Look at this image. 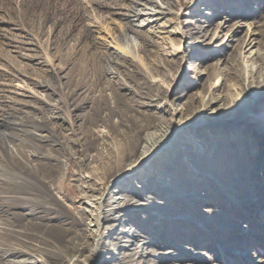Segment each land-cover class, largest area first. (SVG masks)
<instances>
[{
    "label": "rangeland",
    "instance_id": "1",
    "mask_svg": "<svg viewBox=\"0 0 264 264\" xmlns=\"http://www.w3.org/2000/svg\"><path fill=\"white\" fill-rule=\"evenodd\" d=\"M162 11L168 28L152 24ZM256 62L264 65V0H0V264H48L24 225L50 210L60 212L54 225L70 222L76 207L94 213L87 199L73 203L84 180L105 174L117 144L146 124L141 137L153 133L154 142L170 132L156 169L137 179L159 196L146 189L140 211L103 222L111 233L104 264H264V153L222 158L224 180L208 169L219 165L213 151H224V139L264 150V99L232 127L195 128L229 117L242 90L264 83ZM36 165L34 177L23 171ZM50 169L64 203L44 211L23 202L41 197L21 194V182L37 183ZM93 180L106 198L116 183ZM96 238L89 233V246Z\"/></svg>",
    "mask_w": 264,
    "mask_h": 264
},
{
    "label": "bare ground",
    "instance_id": "2",
    "mask_svg": "<svg viewBox=\"0 0 264 264\" xmlns=\"http://www.w3.org/2000/svg\"><path fill=\"white\" fill-rule=\"evenodd\" d=\"M154 15L158 16L159 19L155 20L153 23L148 22L149 24L150 23L154 24L160 22L161 20H164V23L161 24L159 27L162 29L164 27L168 28L169 20L165 18V16L168 15L167 13L162 11L159 13H155ZM142 26L144 27L143 24ZM255 36H257V34L253 35V37ZM253 44L254 41L249 40V42L247 43L248 48L254 47L255 45ZM119 52H121V50ZM169 53L171 55H174L173 51H170ZM122 54L124 56V53ZM257 58L259 59V57ZM256 63H257V67L259 68L258 71L259 72L261 71L262 74L261 76L264 78V67H263L264 65L261 64L259 66V62ZM233 77L238 78V75L234 73ZM252 85L253 86H251L250 88H252V90L254 89L253 91L255 95L254 93H250L249 90L246 91L242 90L241 94L243 95V98L239 97L238 99L232 100L231 106H229L226 109L230 111L229 117L221 118L220 116H218V119H215L216 123H214L213 126H210V124L208 123L206 125L205 121L202 120L200 121V123L196 124L195 128L203 132H205L206 130L218 132V131H222L223 128L225 129V127L227 126L232 127L238 124L240 122V118H239L240 113L241 114L243 113V115H245L244 118H250L251 117L250 111L252 109H254L255 111V109L261 106V104L259 103L258 105H256L257 100L259 98H261V101L264 99V83L253 82ZM250 98L255 99V103L252 106L249 103ZM148 127L149 125L147 124L145 126L136 125L132 131V134H130L125 140L117 144L115 153H111L110 156L113 157L111 158L112 160L108 163V165H105L106 167V170L104 171L105 174L101 175L102 177L101 176L98 177L96 175L98 173L96 172V174L92 173L91 176L89 177V179H93V178L95 179L93 181H96V186L97 185L104 186L111 176H114L116 178L114 189L110 192V194H108L107 198L106 195L102 197V194L100 193L101 191L94 189L93 184L88 183L89 179L87 181L84 180L86 186L80 189L81 195L76 199L75 202L73 201V203L74 204L77 203L81 204V202L85 203V200L87 199L89 200L88 201L89 203L87 202V205L88 207L94 209V213H91V211L87 210L86 208L76 207L75 210H77V214L76 215L74 214V218L70 222H68L65 225H54L51 223L53 221L56 222L59 220L60 212L56 213V215L52 217L50 210L47 211L48 214L47 216L41 217V221L39 223L34 224L35 226L32 224L24 225L26 227L24 228V230L31 231L30 237L32 238V240L34 239V241H36L38 244H43L45 246V247L36 246L35 252L41 253L43 258L44 259L46 258L45 260L46 263L48 264L107 263L108 250L105 247H107L108 244L107 242H105V240L107 239V237L111 235V233L108 227H107L108 231H101L100 228L103 222L104 224L105 223L111 224V222L118 221L122 214H124L123 216H126L129 214L131 215V213L133 212L140 211V209L142 208V199L144 196L143 192L146 189H148V191L152 192L154 195L156 194L157 196H159V194L155 192V189L153 187L147 185L144 182H140V185H138L137 183L139 182L138 181L140 179L139 177L143 176L144 175L143 173H145V171L156 169L155 165L156 163H159L160 156L164 153L165 154L167 153L168 148L166 146L169 145V141L167 140H168V136L170 135V132L168 133V131L160 130L162 132V135H160V139L158 141L154 142L153 140L155 139V137L153 133H148L144 138L141 137L142 136L141 133L143 132L144 128H148ZM108 135H110V133L106 132L103 133L102 137L104 138ZM262 135L264 139V133ZM177 139L178 136H176L174 140L170 141V143L176 142ZM143 141L145 145L143 147L141 146L142 150L139 155V153H137L138 147L140 144H143ZM223 141H225L224 151L223 152H217L216 150L213 151L214 153H220L218 155V158L220 159L219 165H217L216 167L208 166V169H210L211 172L217 174H219L220 172L221 180H224L226 175L221 167L224 165L223 159L227 161L228 159L236 157L241 153H246L247 157L253 154L254 159H259L260 155L264 153V150H258V149L256 150L255 147H252V149H248L247 147L240 148V147H236L235 144H231V143L227 144L228 142H226V139H224ZM205 142H208V140L205 139ZM232 149L234 150L235 154L229 155L228 153H234ZM11 158L15 162H17L16 155L12 154ZM48 159L57 161L56 156L53 155H50ZM206 159H211V156L207 157ZM127 161L130 162L126 163ZM40 170L41 168H39V166L37 165L31 169L28 167L27 168L23 167V171L26 172L28 176H32V177H34V174L39 173ZM146 177L148 179H151L152 181L154 180L153 176H146ZM96 178H98L100 181H97ZM171 178L173 177L171 176ZM141 179L143 178L141 177ZM57 181H58L57 177L54 176L53 171L50 169V171L44 172L43 177H40L37 183H32L30 181L21 182V194H23L26 190H32L35 191L39 197H41L40 200H35V199L34 200L21 199V200L26 204L34 203L35 205H37L38 208L44 209V211H46L47 208L46 204H48L49 202H53L54 204H57V202L64 203V201L61 198L57 199V194L53 193V191H57V192L62 191L60 186L61 183L60 182L58 183ZM143 181L145 180L143 179ZM131 182H133L132 185L130 184V186L126 188L125 185ZM262 184L263 183L261 184L259 183L256 185H262ZM187 188H189V186ZM71 192L73 193V190ZM88 192L96 193L99 194L100 196L95 197L94 199L93 196H89ZM62 194L64 195V193ZM46 197H49L50 201L49 199H46ZM92 198L93 201H91ZM184 198H188L190 200L196 199L195 197L190 198L189 196L188 197L185 196ZM247 201L249 202V200H246L245 202ZM110 213H117L120 215L108 218ZM39 214L40 213H32L31 215L37 216ZM32 226H34V228ZM83 226L84 228H81ZM90 232L96 233L97 238L95 240L94 245L91 244L89 246L87 238L89 237ZM119 239L120 238L118 239L115 238V240L117 241ZM86 252H88L89 255H86L85 254ZM25 253L26 252H23L21 250V255L24 256L26 255ZM112 253H114V251H112ZM27 255L33 257L31 253L30 254L27 253ZM82 257L84 258L83 260H81ZM96 260H98L99 262H97ZM21 264H37V263L29 262L27 260H22Z\"/></svg>",
    "mask_w": 264,
    "mask_h": 264
}]
</instances>
